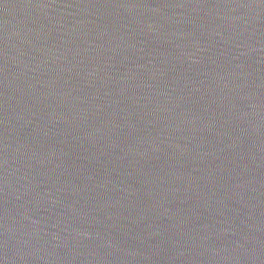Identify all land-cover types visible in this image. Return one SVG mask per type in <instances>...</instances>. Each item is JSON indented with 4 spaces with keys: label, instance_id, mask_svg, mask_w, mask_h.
<instances>
[{
    "label": "water",
    "instance_id": "1",
    "mask_svg": "<svg viewBox=\"0 0 264 264\" xmlns=\"http://www.w3.org/2000/svg\"><path fill=\"white\" fill-rule=\"evenodd\" d=\"M0 264H264V0H0Z\"/></svg>",
    "mask_w": 264,
    "mask_h": 264
}]
</instances>
